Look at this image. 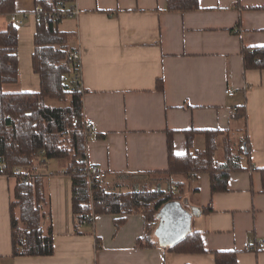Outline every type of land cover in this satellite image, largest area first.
Instances as JSON below:
<instances>
[{"label":"crops","instance_id":"0c3cea01","mask_svg":"<svg viewBox=\"0 0 264 264\" xmlns=\"http://www.w3.org/2000/svg\"><path fill=\"white\" fill-rule=\"evenodd\" d=\"M198 6L180 13L167 11V0H75L78 16L63 18L71 22L62 30V19L58 29L75 34L84 90L82 115L95 126V133L85 137L87 163L106 173L101 185L107 191L169 185L167 179L173 176L164 175L168 136L179 156L186 152V131H196L193 154L205 149L202 131L219 132L234 146L246 135L249 155L241 163L247 170L230 174L226 192L211 194L207 174L174 179L184 183L178 202L190 220L184 234L198 232L206 252L166 253V246L180 238L165 245L158 242L156 235L164 236L169 225V230L176 228L168 213L154 227L156 246L150 249L136 247L144 230L139 214L127 216L118 229L114 221L120 216H96L76 234L67 164L51 160L33 171L44 178L48 201L42 227H52L54 254L12 257L10 201L15 179L0 176V264H215L217 252L236 253L237 264H264V250L243 247L264 240L259 173L264 169V70H244L242 61L243 48L264 47V0H198ZM14 9L11 15H0V32L13 15L22 22L13 24L19 75L2 90L14 86L17 91L6 93H37L40 80L32 69L35 0H14ZM228 89L232 97L225 94ZM241 106L245 122L236 119ZM222 135L216 144L224 160ZM207 208L212 212L198 214Z\"/></svg>","mask_w":264,"mask_h":264},{"label":"trees","instance_id":"16d2710c","mask_svg":"<svg viewBox=\"0 0 264 264\" xmlns=\"http://www.w3.org/2000/svg\"><path fill=\"white\" fill-rule=\"evenodd\" d=\"M74 2L35 0L32 69L40 80L37 93H6L2 90L4 85L18 80V37L17 29L11 23L0 32V176L15 179L10 201L12 257H50L54 254L52 227H42L47 216L43 208L48 201L44 178L33 171L34 166H42L51 160H63L67 164L64 172L72 181L71 211L76 234H80V228L91 216H120L114 221L118 229L127 216L139 214L144 220V230L136 247L150 249L156 246L152 241L153 229L160 219L165 220L167 213L173 217L172 225H176L178 217L187 224L190 222L178 207L183 181H179L176 188L169 185L167 190L145 186L129 192H112L101 184L89 188L82 115L84 90L81 89L80 66L72 57L76 49L75 34L58 29V24L65 18L63 13L71 11ZM198 9V0H167L169 12L187 13ZM14 10V0H0V15H11ZM242 61L244 70H264V47L243 48ZM157 88L163 90L161 80H158ZM235 114L236 119L245 122L244 106ZM73 119H77L76 125ZM195 133L184 132L186 152L179 156L174 153L172 139L168 136V167L164 175L185 180L207 174L211 194L226 192L230 174L247 170L241 163L242 158L249 155L246 135L234 146L219 132L202 131L205 149L193 154L191 143ZM219 135L223 136L222 163L215 160ZM259 173L264 190V169ZM210 212L211 208L198 210L200 215ZM161 225L163 229L164 223ZM166 247L168 254L206 252L201 235L195 231H188ZM214 259L215 264H237L234 252L214 253Z\"/></svg>","mask_w":264,"mask_h":264},{"label":"built area","instance_id":"2783aa9c","mask_svg":"<svg viewBox=\"0 0 264 264\" xmlns=\"http://www.w3.org/2000/svg\"><path fill=\"white\" fill-rule=\"evenodd\" d=\"M63 16H65V18H75L78 16V12L75 8H73L71 11L69 12H64ZM11 23L14 25H21L22 22L16 20V17L13 15L11 16L10 19ZM72 57L74 59V62L76 65L80 66V52L79 50H75L72 52ZM76 84V88H77V81H75ZM81 89L82 85H81ZM225 94L229 97H232L234 95L232 90H226ZM73 123L76 125L78 123L77 119H73ZM83 123L85 126L84 129V135L86 138L91 137L94 133H95V126L94 123L91 120H87V119H83ZM87 182H88V186L89 188L96 185V184H102L103 181L106 178V173L102 170H100L97 166L93 165V164H88L87 166ZM94 216L89 217L84 223L85 224H90L91 222H93ZM243 247L246 250L249 251H263L264 250V240H261L260 242L256 243L255 245H249L247 243H245L243 245Z\"/></svg>","mask_w":264,"mask_h":264},{"label":"rangeland","instance_id":"374dc122","mask_svg":"<svg viewBox=\"0 0 264 264\" xmlns=\"http://www.w3.org/2000/svg\"><path fill=\"white\" fill-rule=\"evenodd\" d=\"M68 22H71V21H69L68 19H63L62 20V22L61 23H64V25L63 24H61V26H59L60 27V29H62V30H64L65 28H64V26H65V23L67 24ZM5 91L6 92H14V91H17V89H15V87L14 86H6L5 87ZM50 104L51 105H55V102H50ZM234 137L235 138H237V135L235 134L234 135ZM215 160L217 161V162H219V163H222L224 160H223V150H222V148H217V150H216V154H215ZM59 162H61L62 164H64L65 163V161H63V160H60ZM174 179H175V177H173L172 179L171 178H169V179H167V180H170V183H169V185L171 186V187H174V188H176V184H177V181H174ZM177 180V179H176ZM166 181V180H165ZM165 181H163V182H165ZM162 182V183H163ZM168 182V181H167ZM169 185H162V188H163V190H167L168 189V187H169ZM186 211H187V213L189 212V209L187 208V209H185ZM176 228L175 229H173V230H168L166 233H165V235H164V237H162V236H160V235H156L157 236V238H158V242H161V241H168V240H172V239H174V238H178V237H181L183 234H184V232L187 230V223H185L184 222V220H183V218H181V217H178L177 218V220H176ZM155 235V234H154ZM162 237V238H161Z\"/></svg>","mask_w":264,"mask_h":264}]
</instances>
